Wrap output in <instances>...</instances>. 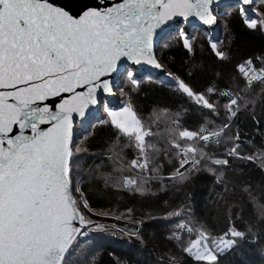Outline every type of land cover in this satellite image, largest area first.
<instances>
[{"label":"snow or ice","instance_id":"obj_1","mask_svg":"<svg viewBox=\"0 0 264 264\" xmlns=\"http://www.w3.org/2000/svg\"><path fill=\"white\" fill-rule=\"evenodd\" d=\"M253 2L0 0V264H98L108 237L121 264H264V47H234L264 37Z\"/></svg>","mask_w":264,"mask_h":264},{"label":"trees","instance_id":"obj_2","mask_svg":"<svg viewBox=\"0 0 264 264\" xmlns=\"http://www.w3.org/2000/svg\"><path fill=\"white\" fill-rule=\"evenodd\" d=\"M234 7H226L221 12L228 11L233 12L235 14L236 6ZM261 7L260 0H258L255 4V8ZM249 15H252L249 12ZM221 25V24H220ZM236 26V25H234ZM238 27V26H236ZM193 31V30H192ZM190 31V33H192ZM198 35L202 40H207L208 35H206L203 31L194 33ZM212 36L218 37H225L223 26L221 25L220 31L216 33H209ZM226 39V37H225ZM234 47H238L240 49H247V50H256L261 47H264V37H261L259 34H247V33H238L237 39L235 41ZM158 56L161 57L162 62H165L168 59H172L175 61L173 65L174 68H179L181 61L185 59V55L183 50L180 48H174L171 50H164L163 52H158ZM144 79V92L148 94V98L146 99L145 96L142 94L138 97V103L145 105L146 111L145 115H147V106L149 105L151 99H154V93H160L163 91L162 85L160 84L161 78H154V77H143ZM250 129L245 128V131ZM107 207V205H104ZM101 222L112 224L117 223L112 219H104ZM152 224H156V222H152ZM163 231V226L159 225L157 227H146V232L153 233L155 232L157 236L159 233ZM93 236H105L104 233H92ZM109 240H113L114 242L111 244H105L104 248L100 251V255L98 257V264H121V262L126 258V253L128 252V242L126 238H115V237H108Z\"/></svg>","mask_w":264,"mask_h":264},{"label":"water","instance_id":"obj_3","mask_svg":"<svg viewBox=\"0 0 264 264\" xmlns=\"http://www.w3.org/2000/svg\"><path fill=\"white\" fill-rule=\"evenodd\" d=\"M258 1V0H254L253 4L251 5V7L255 4V2ZM221 2V8L218 9V11H222L223 9H225V5H233L235 3H237V0H220ZM198 23V22H197ZM219 26V24H217L216 26H213L212 29H214L215 27ZM187 31L189 30V28L191 27V25H185ZM207 27V26H205ZM158 54V53H157ZM144 75H151V76H160L158 74V72L156 70H152L150 73L149 72H146ZM116 96V95H115ZM114 96V97H115ZM114 97L110 98L107 102L110 103L113 101ZM100 115V112L98 113Z\"/></svg>","mask_w":264,"mask_h":264},{"label":"rangeland","instance_id":"obj_4","mask_svg":"<svg viewBox=\"0 0 264 264\" xmlns=\"http://www.w3.org/2000/svg\"><path fill=\"white\" fill-rule=\"evenodd\" d=\"M256 2H255V4H256ZM255 4L252 6V8H255ZM234 5H237V3H235ZM249 12H251L250 9H249ZM251 14H252V12H251ZM220 28H221V25L219 24V26L215 27L214 29H211L210 33L211 32H213V33L219 32L220 31ZM190 31H192V27L189 28L188 32H190ZM143 77H147V78L148 77L161 78L160 76H151V75H144ZM122 100H123V98L119 96V93H117L116 96L114 97L113 101L110 102L109 104L111 106H117V105H119L122 102ZM100 116L101 117L104 116V113H103V110L102 109L100 110Z\"/></svg>","mask_w":264,"mask_h":264},{"label":"bare ground","instance_id":"obj_5","mask_svg":"<svg viewBox=\"0 0 264 264\" xmlns=\"http://www.w3.org/2000/svg\"><path fill=\"white\" fill-rule=\"evenodd\" d=\"M161 77V76H160Z\"/></svg>","mask_w":264,"mask_h":264}]
</instances>
